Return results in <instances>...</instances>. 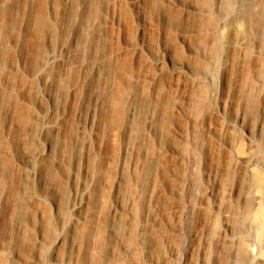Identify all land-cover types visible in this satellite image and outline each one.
I'll list each match as a JSON object with an SVG mask.
<instances>
[{"label": "rangeland", "instance_id": "1", "mask_svg": "<svg viewBox=\"0 0 264 264\" xmlns=\"http://www.w3.org/2000/svg\"><path fill=\"white\" fill-rule=\"evenodd\" d=\"M250 9L0 0V264H264Z\"/></svg>", "mask_w": 264, "mask_h": 264}, {"label": "bare ground", "instance_id": "2", "mask_svg": "<svg viewBox=\"0 0 264 264\" xmlns=\"http://www.w3.org/2000/svg\"><path fill=\"white\" fill-rule=\"evenodd\" d=\"M247 15L251 19H254L256 23L258 21L264 22V0H254V11L252 9H250V11L248 10ZM251 255L252 254L250 253L249 250H247L246 248H242L239 254L236 256V260H235L236 264H251V260H252Z\"/></svg>", "mask_w": 264, "mask_h": 264}]
</instances>
